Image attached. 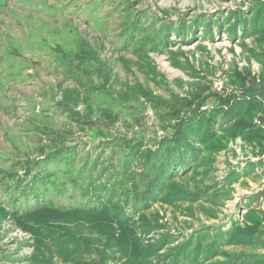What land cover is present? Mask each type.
Listing matches in <instances>:
<instances>
[{
    "label": "rangeland",
    "instance_id": "rangeland-1",
    "mask_svg": "<svg viewBox=\"0 0 264 264\" xmlns=\"http://www.w3.org/2000/svg\"><path fill=\"white\" fill-rule=\"evenodd\" d=\"M262 88L264 0H0V264H170L172 252L185 262L197 254L198 264L263 258L264 106L231 127L218 120L198 163L145 205L129 181L172 135L165 106L174 97L209 100L206 110L235 96L250 102ZM123 138L141 141L135 156ZM42 175L46 195L10 210V196L23 192L15 184L36 188ZM100 199L117 202L109 216L124 217L135 239L125 248L109 241L117 220L91 232L83 221L92 216L64 211L96 210ZM42 202L51 210L26 212ZM46 231L82 244L48 248Z\"/></svg>",
    "mask_w": 264,
    "mask_h": 264
},
{
    "label": "trees",
    "instance_id": "trees-1",
    "mask_svg": "<svg viewBox=\"0 0 264 264\" xmlns=\"http://www.w3.org/2000/svg\"><path fill=\"white\" fill-rule=\"evenodd\" d=\"M260 21H263L261 17ZM262 89H255L251 91L255 99H251L250 102H246L247 97L236 102V100L234 99H237L238 97L235 96L233 98H230L229 100L233 104H231V106L228 105L229 103H226L224 105L213 106L212 109L206 110L203 109V106L208 103L209 100L203 104V101L198 96H194L193 100L184 97H174L171 101L172 103L165 106V109L171 112L170 117L174 120V122H176V125L173 128V133L168 138L166 137L160 142H157L158 144L156 151L154 150L155 152L151 150L148 154L144 155V158H140L141 160L138 164V170L134 173H131L134 176L132 178H129V181H131L130 187L132 188L131 193H133V197H135L136 199L138 198V200H141V202L145 205L144 202H147L150 196H158V193H161V195L164 194L167 190L166 187L168 186V183L170 181L176 179L177 177L180 178L183 175L182 173H184V171L188 172L191 166H195L196 163H198V157L200 154L199 151L201 149L200 147L205 143L203 142V138L213 130V128L217 123H219V121H221L220 123L222 128L227 127V125L229 124L231 127V123L235 119H238L239 116H242L243 112L246 113V111L252 109V113H254L256 110L264 106V91ZM199 100L202 102H199ZM63 109L66 116L71 121L76 123V125H91L88 118L86 117V119L81 115L80 112L74 111L71 108ZM121 140L123 141V146L128 148L130 153L134 156L137 154V151L142 145L141 141L138 138H136V141L133 140L132 143H130L126 138H123ZM61 158L62 155L60 156V159ZM29 173L30 171L27 174ZM47 177L49 176L42 175L41 177H36L37 179H42L41 183L37 182L36 188H33L34 186L32 187L28 185L27 181H25V183L23 184L19 180L17 184H15V190L19 193L22 190L23 192L17 196L13 195L12 200L10 196V210L17 212L18 210L16 209H22L18 206V204L22 200H28L31 195H33V197L37 199H40L41 197L46 195L47 187L50 186L49 184L51 181L50 179H47L45 182H43ZM120 182V179L115 181L114 186L117 187L118 184H121ZM25 187L27 188V190H29V192L26 191ZM104 189L105 193L108 192V189H106L105 187ZM100 200L98 204L100 208H95L96 210L90 209L89 211H87L88 209L77 210L75 208L70 210L66 209L64 211L68 212L69 214L81 212L85 215L87 214L88 216H92V218H88L83 221L86 224V228L91 232L100 231L103 229V226H107L108 224L110 226L111 222H116L115 220H117L119 223L118 232L110 233L109 241L111 243H115L118 247L125 248L129 241H134L135 239L130 237V231H127L126 229L128 224L126 223L124 217L121 219L120 217H117L118 214L115 216V218L114 216H109L110 209L108 208V204L113 205L112 208L115 209L113 203L117 202H113V200L109 202V200L107 199L105 201ZM50 206H52L51 203L45 204V202H42L39 206L26 207L25 209L27 211H25L27 213H35L38 211L48 212L51 210ZM21 225L26 229L29 228V226H27L26 224ZM141 229L143 231H149V228L146 229L145 226H143V228ZM52 230L53 228H51V231ZM39 235L44 239H50L52 241L50 242L51 244L48 246V248H54V246H57L58 248V245L60 244L62 246V249H65L67 248L68 244H72L73 246L77 245V247L79 244H82L77 243L78 241H80V238L74 239L71 236H67V233L58 235L54 232L46 231ZM90 240L92 241L91 238ZM165 241L166 238L164 242ZM163 243H161V246L163 245ZM83 246V251L84 249H91L90 246L86 244H83ZM156 249L157 248H154L152 250L155 252ZM66 251H68V249L64 251L62 250V252ZM128 251L131 253L132 248L128 249ZM181 255L183 254L181 253ZM144 256H148L147 251L144 252ZM199 256H201V254ZM167 257H170V264L199 263L197 254L193 255L188 260V262H185L183 257L178 259L179 255H176L175 252L170 253ZM45 264L49 263L45 262ZM219 264H264V257L262 258L255 255L239 254L231 256L229 259L220 262Z\"/></svg>",
    "mask_w": 264,
    "mask_h": 264
}]
</instances>
